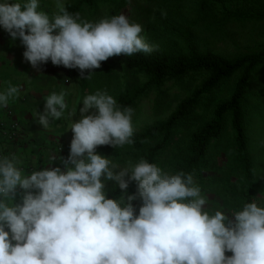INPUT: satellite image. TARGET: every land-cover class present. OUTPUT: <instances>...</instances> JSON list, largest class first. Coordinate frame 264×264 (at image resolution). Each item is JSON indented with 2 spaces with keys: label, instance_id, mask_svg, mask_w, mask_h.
<instances>
[{
  "label": "clouds",
  "instance_id": "obj_1",
  "mask_svg": "<svg viewBox=\"0 0 264 264\" xmlns=\"http://www.w3.org/2000/svg\"><path fill=\"white\" fill-rule=\"evenodd\" d=\"M55 2L49 15L41 0H0V29L21 42L33 69L51 62L91 79L110 57L158 48L124 13L89 21ZM22 91L10 81L0 88V110ZM68 95L51 92L34 113L45 129L69 121L68 156L48 157L47 165L60 164L26 169L21 154L0 147V264H264V195L232 210L210 201L192 173L143 158L120 166L97 149L134 144V109L97 90L75 120L81 101L70 107ZM108 182L119 195L109 197Z\"/></svg>",
  "mask_w": 264,
  "mask_h": 264
},
{
  "label": "trees",
  "instance_id": "obj_2",
  "mask_svg": "<svg viewBox=\"0 0 264 264\" xmlns=\"http://www.w3.org/2000/svg\"><path fill=\"white\" fill-rule=\"evenodd\" d=\"M128 0H78L66 1L65 7L72 14H83L87 9L96 11L100 4H119L123 13ZM186 0H162L156 5L159 11L158 25L153 34L162 31H172L176 13ZM198 22L225 27L232 22L262 23L264 22V0H196ZM47 0L40 10L53 15L57 12ZM162 13L168 16L172 25L168 24ZM165 21L162 20V19ZM173 26V27H172ZM161 27L159 30L158 28ZM7 39L11 49L24 47L19 40L13 42L7 32L0 29V38ZM185 52L175 54H144L137 53L131 57L119 55L101 62L98 69L110 71L114 67H125L129 71L142 75L145 82L141 87L131 89L121 95L117 103L121 106L135 108L138 101L153 91L160 92L169 83H183L187 79L200 85L193 89L191 96L183 100L172 115L164 122L147 127L142 133L134 135L133 148L139 151L137 162L143 158L152 163H158L161 155L169 148L175 132L185 129L189 131L188 141L173 154L172 172L184 171L192 173L197 183L211 173L210 156L214 145L221 144L227 135L231 134V145L234 157L238 161L237 170L243 184L239 188L236 210L242 208L245 202L257 198L259 194L258 176L251 153V140L248 135V116L259 111L253 100L259 101L264 94V79L259 82L264 72V40L257 51L234 59L225 58L211 51H202L199 44L190 36L183 37ZM11 55L10 58H12ZM7 62L3 59V63ZM233 83V91L225 98V89ZM258 83V89H253ZM264 107V103L262 104ZM190 128V129H189ZM116 148L99 146L98 152H109ZM233 179L225 182L227 191H234ZM135 186L132 183L131 189ZM128 189V190H129ZM120 194L117 188L110 198ZM229 198V197H228ZM237 198V194L234 197Z\"/></svg>",
  "mask_w": 264,
  "mask_h": 264
},
{
  "label": "rangeland",
  "instance_id": "obj_3",
  "mask_svg": "<svg viewBox=\"0 0 264 264\" xmlns=\"http://www.w3.org/2000/svg\"><path fill=\"white\" fill-rule=\"evenodd\" d=\"M66 1L63 0L65 5ZM73 3L78 0H71ZM47 2L41 0L40 6ZM162 0H131L127 1L124 14L129 18L143 25L146 40L150 44L157 45L158 48L153 53L175 54L177 52H185L186 46L183 37L190 35L200 46L202 51H211L225 58L234 59L243 55L257 51L258 47L264 40V22L262 23H239L232 22L225 27L217 26L216 23L211 25L198 22L197 1H184L178 11V16L174 20V29L172 31H162L158 28V33L153 34L152 30L158 25L159 11L156 7ZM57 8L56 3H51ZM119 4H100L96 11L87 9L83 14V19L89 21H98L104 17L119 15ZM163 19L172 25L170 19L165 13H162ZM162 19V18H161ZM162 19V20H163ZM163 20V21H164ZM164 21V23H165ZM173 27V26H172ZM11 55H13L12 58ZM3 59L6 60L5 64ZM0 78L3 81L4 87L9 81L4 78L9 77L15 83H26L29 79L42 78L43 91L42 95L47 96L51 92H60L63 89L67 90L69 95L67 100L69 106L77 104L82 98L97 90L108 92L116 101L124 94L127 88L135 89L141 87L145 82L142 75H137L133 71L127 72L125 67H114L106 73L107 70L94 69L91 79H82L78 69H68L64 66H54L49 62L41 69L36 70L25 61L23 52L20 49H11L8 46L5 37L0 38ZM264 79V72L261 73L259 82ZM10 80V82H11ZM194 81L186 80L183 83H169L158 91H153L147 96L141 98L134 109L133 125L135 134L142 133L147 127L166 121L174 112L176 107L193 92V89L200 85ZM233 83L229 84L225 89V98L231 95L233 91ZM14 84V83H13ZM29 88V85H28ZM253 89H258V83ZM35 95V94H34ZM36 96V95H35ZM43 96V97H44ZM264 94L259 97V101L253 100L252 104L259 108L248 116L249 131L248 135L251 140V153L255 163L256 175L258 176L259 194L258 197L264 195ZM83 106L82 101L77 105V113L73 119L80 118L79 108ZM93 111V110H90ZM61 134L64 136L61 149L66 157L69 154L70 142L73 133L70 129L67 130L69 121L62 119L59 121ZM190 129V128H189ZM189 131L182 129L174 133L169 148L161 155L158 160V165L165 171L172 172L171 164L173 154L178 151L179 147L184 146L188 141ZM231 134L225 137L224 141L219 145H214L210 156L211 173L204 176V180L199 184L205 194L209 196L210 201H220L225 208L236 210L239 203L238 191L242 186L243 181L240 173L237 170L238 161L234 157V152L231 145ZM102 155L113 157L115 163L120 166H125L127 163L137 162L139 151L133 148V145H126L124 148L114 149L109 152H99ZM233 179L234 191H227L225 182L227 179ZM118 188V187H117ZM115 188V190L117 189ZM113 182H108L107 190L109 196L113 195L115 190ZM129 193L135 192V186L128 190ZM237 194V198L234 197ZM229 197V198H228ZM137 209L139 201L134 202ZM211 207V204L206 205ZM231 255V253H226Z\"/></svg>",
  "mask_w": 264,
  "mask_h": 264
},
{
  "label": "crops",
  "instance_id": "obj_4",
  "mask_svg": "<svg viewBox=\"0 0 264 264\" xmlns=\"http://www.w3.org/2000/svg\"><path fill=\"white\" fill-rule=\"evenodd\" d=\"M2 66V62L0 61ZM1 68V67H0ZM6 81L11 78L5 77ZM42 78H30L27 86L26 83H15L23 86V91L19 98L11 101L9 106L0 110V147L6 150V153H19L24 157V166L27 169L35 163L37 166L55 167L60 164V160H55L52 164L47 165L49 154L53 152L57 157L63 154L61 143L64 136L61 134L59 121H54L48 129H45L38 123V117H34L35 112H42L44 109V95ZM14 81L13 79L11 80ZM29 85V88H28ZM0 88H4L2 79L0 78ZM36 96H35V95ZM44 96V97H43ZM12 113V117L9 115ZM16 121L20 125L16 140L10 141L5 136L3 129L4 124H10ZM62 166V165H61Z\"/></svg>",
  "mask_w": 264,
  "mask_h": 264
},
{
  "label": "built area",
  "instance_id": "obj_5",
  "mask_svg": "<svg viewBox=\"0 0 264 264\" xmlns=\"http://www.w3.org/2000/svg\"><path fill=\"white\" fill-rule=\"evenodd\" d=\"M9 115L12 117V113H10ZM2 127L4 129L5 136L7 137V139H9L10 141L16 140L17 133L20 129V125L18 122L12 121L10 124H4Z\"/></svg>",
  "mask_w": 264,
  "mask_h": 264
}]
</instances>
